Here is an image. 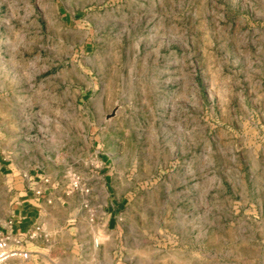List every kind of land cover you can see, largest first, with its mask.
<instances>
[{
  "label": "rangeland",
  "instance_id": "obj_1",
  "mask_svg": "<svg viewBox=\"0 0 264 264\" xmlns=\"http://www.w3.org/2000/svg\"><path fill=\"white\" fill-rule=\"evenodd\" d=\"M4 121L49 264H264V0H0Z\"/></svg>",
  "mask_w": 264,
  "mask_h": 264
},
{
  "label": "crops",
  "instance_id": "obj_2",
  "mask_svg": "<svg viewBox=\"0 0 264 264\" xmlns=\"http://www.w3.org/2000/svg\"><path fill=\"white\" fill-rule=\"evenodd\" d=\"M11 128L10 121L0 123V194L3 195V208L0 210V233L23 235L32 232L39 225L41 213L44 210L43 199L40 195L41 192L45 193L50 185L44 182L42 175L35 174L28 177L27 173L19 170L13 164L11 157L1 149L2 142H8L13 137ZM117 204L118 202L111 205L112 212H114V205L118 207ZM32 241L35 247L28 245L29 241H24L22 246L27 257H13L3 264H49L48 261H44L43 250L38 247L40 240L36 238ZM98 258L99 256L97 260Z\"/></svg>",
  "mask_w": 264,
  "mask_h": 264
},
{
  "label": "built area",
  "instance_id": "obj_3",
  "mask_svg": "<svg viewBox=\"0 0 264 264\" xmlns=\"http://www.w3.org/2000/svg\"><path fill=\"white\" fill-rule=\"evenodd\" d=\"M47 183V180H44ZM74 187H77L78 183L74 182ZM40 194V192H37ZM38 227L34 231L27 233L29 239H33ZM24 238L22 235L13 233H0V264L13 257H27V253L22 250Z\"/></svg>",
  "mask_w": 264,
  "mask_h": 264
}]
</instances>
